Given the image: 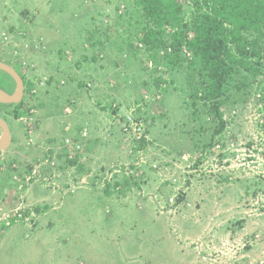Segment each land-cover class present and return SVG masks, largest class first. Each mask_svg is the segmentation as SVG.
<instances>
[{
    "label": "rangeland",
    "instance_id": "rangeland-1",
    "mask_svg": "<svg viewBox=\"0 0 264 264\" xmlns=\"http://www.w3.org/2000/svg\"><path fill=\"white\" fill-rule=\"evenodd\" d=\"M126 2L0 0V60L18 67L24 82L49 79L26 101L36 109L32 127L0 115L11 135L0 152L1 206L11 208L17 198L12 176L4 173L9 161L20 175L47 151L55 161L24 192L23 207L47 209L3 230L0 264H255L264 254V242L253 239L264 227V203L254 204L264 195V103L253 95L254 84L230 89L221 108L226 127L202 151L215 123L201 107L194 119L184 104L181 72L158 66L174 81L158 101V74L147 54L124 46L139 28ZM35 40L42 43L38 51L31 46ZM0 87L12 90L1 70ZM139 104L149 143L135 151L119 116ZM82 129L88 137L76 161L83 172L60 154L62 140ZM132 167L139 187L110 196L101 191L104 178L118 170L132 173ZM229 238L237 248L221 246Z\"/></svg>",
    "mask_w": 264,
    "mask_h": 264
},
{
    "label": "trees",
    "instance_id": "trees-1",
    "mask_svg": "<svg viewBox=\"0 0 264 264\" xmlns=\"http://www.w3.org/2000/svg\"><path fill=\"white\" fill-rule=\"evenodd\" d=\"M128 1L131 8L130 17L139 28L128 35L124 46L147 54V61L152 63L151 71L158 74L155 78L158 101L164 100L167 88L174 81H167L157 68L161 66L160 68L169 74L181 72L184 83L182 90L186 98L184 104L190 106L193 117L201 107L215 123L212 137L204 144L202 151L209 150L214 144V139L220 136L226 127L221 108L226 103L230 89L242 91L254 84L253 95L259 94V100L264 103V0ZM9 30L13 28L10 27ZM87 41L91 46L95 44L91 42V38H87ZM92 61H96L94 57ZM13 67L27 88L29 83L24 82V75L18 67ZM13 89L12 80V90L5 91L11 93ZM141 100H144L143 97ZM23 103L24 100L18 104L0 103V115L19 119L27 114L22 108ZM8 107L12 109L7 110ZM105 108L114 113L117 111L116 107L112 108V104ZM141 110L142 105H137L133 115L144 122L148 133L149 124L145 111ZM148 143L144 139L135 142V151L144 149ZM201 157L203 158L202 154ZM200 160L201 158H198L196 161L199 163ZM12 162L14 161L6 164L8 171L4 172L8 179L12 176ZM67 162L75 165L79 171H84V167L78 164L76 159H67ZM133 169L134 167L132 171ZM47 171H50V168L43 167L41 174L45 175ZM120 172L122 171L113 172L110 180L102 177L101 191L105 195L110 196L119 188L126 190L131 185L140 186V181H136L133 174L136 171L122 172V179L116 180ZM182 198V194H179L176 202H180ZM45 209L47 208L38 206L33 210L38 215ZM25 215H28V212ZM5 229L0 226V234Z\"/></svg>",
    "mask_w": 264,
    "mask_h": 264
},
{
    "label": "built area",
    "instance_id": "built-area-1",
    "mask_svg": "<svg viewBox=\"0 0 264 264\" xmlns=\"http://www.w3.org/2000/svg\"><path fill=\"white\" fill-rule=\"evenodd\" d=\"M119 8H120L119 13H121L124 6L120 5ZM4 40H6V37H4ZM38 42L40 43V46L38 45L39 44ZM38 42L37 40H35L34 45H32L30 42L32 48L36 51L43 48L42 43L40 41ZM18 51L19 50L15 49L12 54L14 58H17L18 62H21L22 60L20 58V53ZM184 52L186 53L185 50ZM186 54L189 55L188 53ZM148 65L149 67H152L151 62H149ZM48 80L49 79L47 78H43L38 83H36V81L29 80L27 81V83H29V86L27 88H26V85L24 86V95H23L24 103H23L22 108L26 111L27 114L21 116L19 120L22 121L24 126L27 128L32 127V123L35 124L34 122H36L35 119H33L34 118L33 116L36 114V109L33 106H30L28 103H26V101L35 95L37 91V87L39 85H43L44 82ZM61 83H63V81H61ZM256 97L259 100V94H257ZM136 106L129 109V112L125 113L121 117L119 116V119H122V130L124 134L128 136L130 141L134 140L133 141L134 143L140 141L141 139H144L145 142H148L149 137H148V133H146L144 122L141 121L140 119H137L133 115L134 110H136ZM113 107H116V105H113ZM27 134L28 135L32 134L31 128L29 129V131H27ZM87 137H88V132L86 129H82L76 137H68V136L65 137L62 140V147L60 148L62 153L60 154H62V156H65L69 160H75V159L78 160V158L84 152L85 141L87 140ZM218 148H219V144L215 145L214 150H217ZM50 154L51 153L49 152L46 153L42 159L37 160L35 163L31 165L29 172L22 174V175H20L17 172V169L19 167L16 164L11 165V171L15 170V171H12L11 173H12V184L16 190L15 197L17 198H15L13 202L14 205H12V207L9 209H5L4 207L1 206L2 200L0 199V226L10 227L13 223H18L24 219L23 217L24 209H22V208H25L23 207L24 192L27 186L36 180V177L39 175V172L43 167L54 166L55 161L53 159V156ZM119 171H115V172H119ZM262 196L264 195H259L258 197H256L254 200V204L261 206V203H264V198H261ZM253 237H254L253 239L257 240V243L259 241L264 242V227L262 228L260 232L256 233V235L254 234ZM231 241L232 240L230 238L226 239L225 241L222 242L221 246L225 249H230L233 246H235V245H230ZM245 246L246 244L243 243L241 247L244 248ZM234 248H237V246H235ZM201 252L204 253L203 251ZM202 258L205 259L206 255H204ZM255 264H264V254L256 261Z\"/></svg>",
    "mask_w": 264,
    "mask_h": 264
},
{
    "label": "water",
    "instance_id": "water-1",
    "mask_svg": "<svg viewBox=\"0 0 264 264\" xmlns=\"http://www.w3.org/2000/svg\"><path fill=\"white\" fill-rule=\"evenodd\" d=\"M0 70L6 73L14 81V89L11 93L0 88L1 104H18L23 100L24 83L19 73L7 62L0 60ZM11 142L10 130L3 118L0 117V152L6 150Z\"/></svg>",
    "mask_w": 264,
    "mask_h": 264
},
{
    "label": "crops",
    "instance_id": "crops-1",
    "mask_svg": "<svg viewBox=\"0 0 264 264\" xmlns=\"http://www.w3.org/2000/svg\"><path fill=\"white\" fill-rule=\"evenodd\" d=\"M97 44L99 45V47H101L100 44L103 45V43H101V42H99V41H97ZM122 47H123V46H122ZM89 112H90V111H88V113L85 114L86 117H83V118H82L84 122H88V121H90V119H89ZM3 178H5V177H2V178L0 177V181H1V183H3V182H2V181H3ZM227 233H232V231H231V230H226V232H225L224 234H227Z\"/></svg>",
    "mask_w": 264,
    "mask_h": 264
},
{
    "label": "flooded vegetation",
    "instance_id": "flooded-vegetation-1",
    "mask_svg": "<svg viewBox=\"0 0 264 264\" xmlns=\"http://www.w3.org/2000/svg\"><path fill=\"white\" fill-rule=\"evenodd\" d=\"M13 66V65H12ZM14 68V67H13ZM3 199H4V197H3ZM26 202V199H25V193H24V203ZM32 207H26V208H24V211H23V217H24V219L23 220H25L26 219V217L28 216H30L31 215V213H32V209H31ZM26 212H28V215H25V213ZM35 214V213H34ZM16 223H13L12 225H15ZM11 225V226H12ZM4 229H5V227H4Z\"/></svg>",
    "mask_w": 264,
    "mask_h": 264
}]
</instances>
